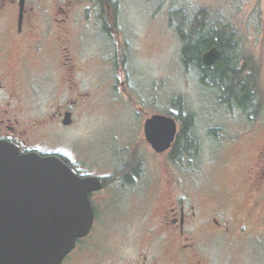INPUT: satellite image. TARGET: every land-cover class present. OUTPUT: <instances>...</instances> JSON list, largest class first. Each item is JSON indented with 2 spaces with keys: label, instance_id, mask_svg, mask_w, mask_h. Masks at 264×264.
Returning <instances> with one entry per match:
<instances>
[{
  "label": "flooded vegetation",
  "instance_id": "1",
  "mask_svg": "<svg viewBox=\"0 0 264 264\" xmlns=\"http://www.w3.org/2000/svg\"><path fill=\"white\" fill-rule=\"evenodd\" d=\"M102 1L0 0V142L17 147L21 154L37 152L41 156L62 157L81 177L97 176L103 181L101 189L88 194L93 208L91 229L76 241L69 254L91 233L96 214L106 198L110 195L116 198L123 186L134 190V204L144 214L145 222L156 221L141 234L144 250L140 253L141 261L134 264H212L215 249L227 251L249 241L264 245L261 239L264 232L253 234L245 223L239 226L233 223L234 213L224 201L211 209L209 192L180 188L181 162L176 159L174 149L182 147L181 123L175 113L165 115L175 118L177 133L169 149L159 153L145 138L144 122L151 115L162 113H150L137 106L135 113L140 114L138 134L142 142H130L114 153L116 167L109 176L110 182L104 175L88 173L81 155L70 149L61 133L73 125L80 104L93 102L100 96L102 86L114 89L131 109L137 104L125 81L118 82L117 73L124 68L121 62L118 67L119 50L113 47L125 48L124 32L113 16L102 14ZM94 37L97 43L104 44L102 47L112 48V52L107 53L98 46L86 48ZM66 115H70L69 124L64 123ZM256 115V118L264 116V108ZM253 129L254 125L237 137L228 136L227 145L230 141H250L256 134ZM194 141V151H197L200 143ZM185 162H191V158L186 156ZM160 164L168 174L169 190L162 192L157 190L160 176L156 168ZM184 171L189 175V169ZM248 173L254 177L252 185L255 181L254 203H261L264 140L251 160ZM149 186L154 189L151 193ZM151 205L157 213L149 209ZM88 253L85 247L80 248L74 260H82Z\"/></svg>",
  "mask_w": 264,
  "mask_h": 264
},
{
  "label": "rangeland",
  "instance_id": "2",
  "mask_svg": "<svg viewBox=\"0 0 264 264\" xmlns=\"http://www.w3.org/2000/svg\"><path fill=\"white\" fill-rule=\"evenodd\" d=\"M200 11L206 15L198 16ZM102 14L113 16L124 32L125 48L113 47L119 50L118 67L121 62L124 68L117 73L118 82L125 81L137 104L131 109L114 89L102 86L98 92L100 96L93 102L80 104L73 125L61 133L70 149L81 155L88 173L104 175L110 182L109 176L116 167L114 153L130 142H142L138 134L140 114L135 113L137 106L141 105L150 113L176 114L172 103L181 98L186 112L193 118L190 134L200 146L197 151H189L192 156L187 151L180 153V188L209 192L211 209L224 201L234 213L233 223L238 226L245 223L252 228L253 234L264 232V197L261 203H254L255 181L252 185L254 177L248 173L251 160L264 140V116L248 121L238 109L221 104L211 88L202 86L197 70L182 63V41L175 29L182 26V30L190 34L196 16L197 23L202 21L205 31L212 25H227L239 49L259 64V83L264 95V0H110V3L103 0ZM103 45L94 37L86 48L98 46L107 53L112 52V48ZM253 125L256 134L250 141H230L227 145L228 136L237 137ZM182 142L181 139L180 144ZM186 156L191 162H185ZM185 168L190 170L189 175ZM156 170L160 176L158 192L169 190L167 171L162 164L157 165ZM149 187L151 193L154 189ZM134 194L133 189L123 186L116 198L108 196L96 214L91 233L62 264H134L141 261L140 253L145 244L141 234L156 221L145 222L144 214L138 212L140 209L134 204ZM152 208L149 206L150 210ZM152 212L157 213V209L153 208ZM83 247L89 251L88 255L75 261L74 256ZM214 252L212 264H264V245L260 243L249 241L227 251L219 248Z\"/></svg>",
  "mask_w": 264,
  "mask_h": 264
},
{
  "label": "water",
  "instance_id": "3",
  "mask_svg": "<svg viewBox=\"0 0 264 264\" xmlns=\"http://www.w3.org/2000/svg\"><path fill=\"white\" fill-rule=\"evenodd\" d=\"M217 46L201 55L210 66ZM71 122L66 115L65 124ZM178 130L171 115L153 114L144 122L152 148L169 149ZM97 176L81 177L66 159L19 153L0 142V264H62L93 222L88 194L102 188Z\"/></svg>",
  "mask_w": 264,
  "mask_h": 264
},
{
  "label": "trees",
  "instance_id": "4",
  "mask_svg": "<svg viewBox=\"0 0 264 264\" xmlns=\"http://www.w3.org/2000/svg\"><path fill=\"white\" fill-rule=\"evenodd\" d=\"M197 15L206 14L200 11ZM198 19L196 16L190 34L182 30V26L175 28L182 41L180 57L183 65L197 70L199 83L211 88L221 104L230 109H238L248 120H255L256 113L264 108V95L259 83V64L250 54L239 49V44H236L234 34L227 25H212L205 31L202 21L197 23ZM211 46H217L220 56L212 65L206 66L201 61V55ZM172 104L177 111L174 115L181 123L182 147L180 150L174 149L176 159L181 160L180 153L196 150L195 141L190 134L193 118L186 112L181 98Z\"/></svg>",
  "mask_w": 264,
  "mask_h": 264
},
{
  "label": "bare ground",
  "instance_id": "5",
  "mask_svg": "<svg viewBox=\"0 0 264 264\" xmlns=\"http://www.w3.org/2000/svg\"><path fill=\"white\" fill-rule=\"evenodd\" d=\"M182 32V31H181Z\"/></svg>",
  "mask_w": 264,
  "mask_h": 264
}]
</instances>
